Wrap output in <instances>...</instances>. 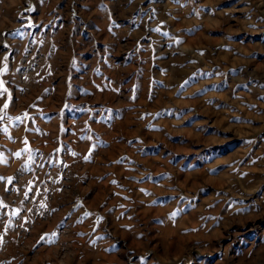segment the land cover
Returning <instances> with one entry per match:
<instances>
[{
	"label": "rangeland",
	"instance_id": "obj_1",
	"mask_svg": "<svg viewBox=\"0 0 264 264\" xmlns=\"http://www.w3.org/2000/svg\"><path fill=\"white\" fill-rule=\"evenodd\" d=\"M192 1L0 0V264H264V0H203L200 35ZM181 78L203 84L193 171L143 156L185 187L171 218L194 209L165 232L103 172L145 168L127 139L164 132Z\"/></svg>",
	"mask_w": 264,
	"mask_h": 264
},
{
	"label": "crops",
	"instance_id": "obj_2",
	"mask_svg": "<svg viewBox=\"0 0 264 264\" xmlns=\"http://www.w3.org/2000/svg\"><path fill=\"white\" fill-rule=\"evenodd\" d=\"M128 1L130 2V6L132 8L133 4L137 0H128ZM168 2L174 3L178 6L183 3V0H168ZM138 7H139V3L136 4V6L132 10L135 11ZM111 8L112 7L109 4L105 8V11L109 13L110 18L112 17ZM180 9H181L180 10L181 12L185 11L189 13L191 16L195 17L194 18L195 23H191L189 26H195V27L198 26V29H199L198 31L194 27H191V28L196 29V33H199V35L202 34L203 0H196L195 3L192 1V3L189 4L188 9L183 6L180 7ZM169 16H173V18H171L172 22L174 21L173 20L174 18H175V21L177 20V17L175 14L169 15ZM126 21L131 22L129 18L126 19ZM189 26L188 27L184 26V28L186 27V29L187 28L190 29ZM142 27L143 26L141 24L137 25L138 29ZM173 33L174 32L171 31L166 36L168 38H165L166 40L165 43L170 44L174 41ZM187 37L188 39L192 38V36H187ZM148 47H149V50H148ZM146 50H147L146 51L147 53L146 52L145 53L148 56V60L153 61L155 59V56L154 58L150 57L152 55L151 52L153 50L152 46L148 45ZM147 76H148V79L149 78L152 79L153 73L149 72ZM134 77H137V74L134 75ZM184 78L186 79V77ZM172 84H173L172 85L173 89L171 90L174 94V98L171 101L173 105H169V106H173L174 114L171 116H165L161 119L165 123L168 124V125L166 124L165 126L159 127V129H161V131L163 129L164 132L163 131L156 132L154 137L150 136L149 138H147L144 136L145 139L142 138L143 136L140 137V135H135L134 139H131V138L127 139L129 141L132 140L133 142H136L135 145L140 143V145L138 146L139 149H140V146H142V143L157 147L156 152H143L141 150H138L137 146L135 147V145H133V147L137 149L135 150L136 156H139L143 165H146L145 168L142 167L140 170L137 169L135 167V164H133L134 162L132 161L131 158H129L128 160L127 155H125L124 153H118L114 158L110 159L109 163L111 164V166L115 163H120L123 169H125L126 171H131L132 173L128 174L127 175L128 177L127 176L118 177L117 175L114 176L112 174V171H113L112 167L109 169H106V171L103 172V176H105L106 174V177L109 179V181H111L112 185H114L115 183L118 186L116 188L120 190V193L118 195L121 198V201L125 202V203L123 202L124 205L119 204L120 206L118 210L121 211V210L128 209L126 213L122 212L121 216L127 215L128 219L131 218L130 214L133 213L134 211H132L129 214L130 212L129 209L137 208L136 210L137 212L142 211V213L149 215V217H151L153 221L155 222L154 226L155 227L158 226L160 230H164L165 232H169L170 230L174 229L175 225H176L177 231H180V230L182 231L183 230L182 227L187 226L186 222L189 219V216H192L194 209L190 208L189 210H184L183 207H180L179 205L180 208L178 210V213L174 214L175 219L171 218L172 215L170 212L173 209V207L178 204L177 203V200H178L177 198L179 197L178 189L179 188L185 189V187H179L173 191V189L171 188H175L174 187L175 185H172V183H170L171 181H169V179H171V177L165 175V172L167 169H165L164 166H161L162 164H160L159 161H155V163H153L152 162L153 160L151 159L150 161L145 162V159L143 158V156H151L153 158H155L154 156H162L164 157L166 162H168L169 160L172 161V158L174 156L173 159H176V163L179 166L182 164L183 165L186 164L184 168H179L177 170H184L183 173H185L186 171L189 173L193 171L192 165L194 164L192 160L194 156L191 155V154H194L192 153L193 152L192 140L193 138H197V134H200V137L203 136L202 135L203 132H201V130L198 128L199 118L197 115H201V113L198 112V109L194 104L191 105L192 101L195 100L196 97H198L200 94L203 93V84L199 85V87L196 89H190L189 84L188 85L184 84L183 78H181V80L179 79V81L175 83L173 82ZM164 106H167V105H164ZM164 106H161V107H164ZM177 111H180L181 113L179 116L176 115ZM167 128H169L170 130L167 131ZM172 129H176L179 131L174 132L172 131ZM197 130H199V133L196 134ZM159 134L161 135V138H158ZM164 135L168 138L167 141H169L170 143H174L173 146H170V145L167 146L168 144L166 143V138ZM138 137H140L141 141H138ZM160 142H162L161 146H160ZM187 157L189 158L187 162L185 163V160ZM215 165L217 166L218 164L216 163ZM167 177L168 178L170 177V178L167 179ZM111 195L115 196L116 191L112 190ZM197 208H199V205L197 206ZM173 219L174 221H171ZM172 224H174V226H172ZM150 262H153V261H150Z\"/></svg>",
	"mask_w": 264,
	"mask_h": 264
},
{
	"label": "snow or ice",
	"instance_id": "obj_3",
	"mask_svg": "<svg viewBox=\"0 0 264 264\" xmlns=\"http://www.w3.org/2000/svg\"><path fill=\"white\" fill-rule=\"evenodd\" d=\"M0 71H2V70H0ZM0 84H2V82H0ZM3 91V89H0V92H2ZM8 105L7 104H5L4 105V107L6 108ZM85 159H87V157H85ZM3 179H5L4 177H0V180H3ZM10 179V178H9ZM85 215H88V213H86Z\"/></svg>",
	"mask_w": 264,
	"mask_h": 264
}]
</instances>
